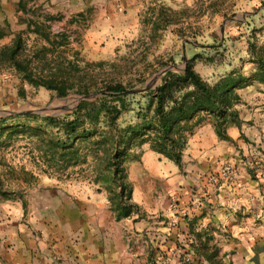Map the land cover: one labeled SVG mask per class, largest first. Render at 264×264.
<instances>
[{"label": "crops", "instance_id": "1", "mask_svg": "<svg viewBox=\"0 0 264 264\" xmlns=\"http://www.w3.org/2000/svg\"><path fill=\"white\" fill-rule=\"evenodd\" d=\"M40 1L74 11L97 5L93 25L109 27H131L141 2ZM247 61V71H234L252 77L237 90L238 122L225 126L228 139L208 116L180 164L148 143L134 148L125 181L136 208L127 216L116 218L107 185L92 171L61 180L40 169H0L1 189L9 192L0 195V264H264V81ZM225 163L232 177L209 182ZM126 231L136 239L132 254Z\"/></svg>", "mask_w": 264, "mask_h": 264}, {"label": "rangeland", "instance_id": "2", "mask_svg": "<svg viewBox=\"0 0 264 264\" xmlns=\"http://www.w3.org/2000/svg\"><path fill=\"white\" fill-rule=\"evenodd\" d=\"M4 2L6 6L0 0V32L4 34L0 48L12 45L14 36L20 34L22 49L18 58L30 59L34 71H54L58 63L76 68L75 90L58 97L53 91L31 87L20 79L9 60L0 61V111L68 113L83 95L76 91L80 87H88L89 94H93L96 88L119 83L127 94H133L131 89L146 85L143 93L155 88L166 70L182 69L185 60L192 57L196 72L212 85L232 71H247L252 66L247 63L251 58L246 53L249 43L264 52V33L257 31L252 36V29L264 25V0H141L131 27L93 25L100 8L97 5L74 11L53 8L50 1L23 0L22 5ZM55 4L64 6L66 2L57 0ZM149 19H156V24L152 26ZM35 25L49 35L52 44L41 34L31 32ZM42 47L46 49L41 51ZM20 90L25 96L19 94ZM145 99L132 98V111L138 107L135 101ZM132 111L122 116L121 125L135 121ZM24 137L13 138L0 151L4 163L19 172L22 165L34 169ZM89 161L49 172L61 180H78L79 174L91 171ZM4 163L0 169L8 170ZM45 167L39 161V169Z\"/></svg>", "mask_w": 264, "mask_h": 264}, {"label": "trees", "instance_id": "3", "mask_svg": "<svg viewBox=\"0 0 264 264\" xmlns=\"http://www.w3.org/2000/svg\"><path fill=\"white\" fill-rule=\"evenodd\" d=\"M149 20L152 26L156 24V19ZM40 28L35 25L31 32L41 34L52 44L53 40L48 34L41 33ZM252 30V36L257 31L264 33V25ZM3 35L0 32V37ZM21 49L22 38L17 34L12 45L0 48V61L9 60L22 81L34 88L53 91L58 97L74 89L75 65L58 63L54 71L43 73L44 68L34 71L30 59L18 58ZM45 49L42 47L41 51ZM248 51L257 67L255 75L264 81V52H259L254 43H249ZM192 61L193 57L185 60L180 70H166L159 84L143 93L127 94L126 88L119 83L106 84L94 90L95 97L80 100L68 113L39 115L23 112L0 117V151L9 146L13 138L25 136L32 168L39 170V161H42L46 167L41 171L49 175V170L61 172L80 162L86 163L89 158L88 167L95 173L94 180L107 185L116 218L127 216L136 205L129 202L125 163L136 158L135 147L148 143L151 150L180 164L187 140L208 116L214 117L217 134L225 139H228L223 134L225 126L238 122L234 109L239 99L237 90L252 76L245 77L232 71L211 85L196 72ZM76 91L90 93L88 87ZM19 94L25 96L22 90ZM135 96L146 99L135 101L138 107L132 111L129 103ZM130 111L134 113L135 121L121 125L120 119ZM82 143L86 145L81 146ZM4 162L0 158V165ZM4 164L9 174H13L14 167ZM20 169L22 173H29L23 165ZM24 180L28 177L24 176ZM1 185L0 179V195L8 197L9 192L2 190Z\"/></svg>", "mask_w": 264, "mask_h": 264}, {"label": "built area", "instance_id": "4", "mask_svg": "<svg viewBox=\"0 0 264 264\" xmlns=\"http://www.w3.org/2000/svg\"><path fill=\"white\" fill-rule=\"evenodd\" d=\"M231 177H232L231 165H229L228 163H225L222 165L218 173L212 174L208 177V181L218 182L219 179H223V178L230 179ZM123 241H124V246H125L126 251L132 254L134 252V245L136 244V239L133 236V234L126 231L123 234Z\"/></svg>", "mask_w": 264, "mask_h": 264}, {"label": "water", "instance_id": "5", "mask_svg": "<svg viewBox=\"0 0 264 264\" xmlns=\"http://www.w3.org/2000/svg\"><path fill=\"white\" fill-rule=\"evenodd\" d=\"M146 88H147L146 85L141 86V87H135V88L130 90V93H140V92L144 91ZM95 96H96V93L83 94V95H80L79 101L82 100V99H90V98H93ZM31 112H34V111H31ZM17 113H21V112L0 111V117H5V116H9V115H15Z\"/></svg>", "mask_w": 264, "mask_h": 264}]
</instances>
